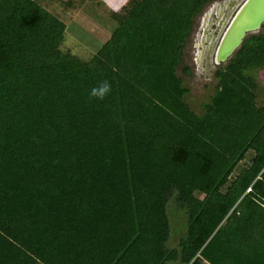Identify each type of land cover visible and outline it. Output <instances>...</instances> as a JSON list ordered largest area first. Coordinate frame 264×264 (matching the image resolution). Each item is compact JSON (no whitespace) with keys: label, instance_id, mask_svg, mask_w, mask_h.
I'll return each mask as SVG.
<instances>
[{"label":"trees","instance_id":"obj_1","mask_svg":"<svg viewBox=\"0 0 264 264\" xmlns=\"http://www.w3.org/2000/svg\"><path fill=\"white\" fill-rule=\"evenodd\" d=\"M218 1L127 0L83 58L73 0H0V264H264V26L187 101Z\"/></svg>","mask_w":264,"mask_h":264},{"label":"rangeland","instance_id":"obj_2","mask_svg":"<svg viewBox=\"0 0 264 264\" xmlns=\"http://www.w3.org/2000/svg\"><path fill=\"white\" fill-rule=\"evenodd\" d=\"M127 0H95L81 2L73 0L70 5L56 3L50 9L59 15L68 26L64 47L74 54L87 58L99 50L111 35L114 24L108 13L119 10ZM244 0H224L206 7L197 19L191 43L187 47V60L194 77L187 82L191 94L187 101L193 110L202 114V105L214 94L217 83L214 78V53L232 20V15ZM102 2V6H100ZM105 10V12H104ZM220 15V17H219ZM212 66V67H211ZM256 77L263 87L259 101L264 102V69L256 72ZM187 84V85H188Z\"/></svg>","mask_w":264,"mask_h":264},{"label":"water","instance_id":"obj_3","mask_svg":"<svg viewBox=\"0 0 264 264\" xmlns=\"http://www.w3.org/2000/svg\"><path fill=\"white\" fill-rule=\"evenodd\" d=\"M264 26V0H244L220 41L214 59L217 65L228 62L242 47L244 40L259 34Z\"/></svg>","mask_w":264,"mask_h":264},{"label":"clouds","instance_id":"obj_4","mask_svg":"<svg viewBox=\"0 0 264 264\" xmlns=\"http://www.w3.org/2000/svg\"><path fill=\"white\" fill-rule=\"evenodd\" d=\"M111 91V84L107 81L101 82L98 87L91 90V96L103 100Z\"/></svg>","mask_w":264,"mask_h":264},{"label":"flooded vegetation","instance_id":"obj_5","mask_svg":"<svg viewBox=\"0 0 264 264\" xmlns=\"http://www.w3.org/2000/svg\"><path fill=\"white\" fill-rule=\"evenodd\" d=\"M224 1V0H223ZM213 61H214V67H212V68H214V70L213 71H215V73H213L214 74V78H215V74H216V72H217V70L220 68V67H223V66H225L226 64H227V62L226 63H222V64H219V65H217L216 64V62H215V59L213 58ZM195 76V75H194Z\"/></svg>","mask_w":264,"mask_h":264},{"label":"bare ground","instance_id":"obj_6","mask_svg":"<svg viewBox=\"0 0 264 264\" xmlns=\"http://www.w3.org/2000/svg\"><path fill=\"white\" fill-rule=\"evenodd\" d=\"M219 17H220V15H219Z\"/></svg>","mask_w":264,"mask_h":264}]
</instances>
